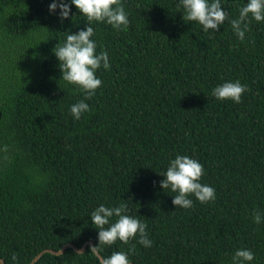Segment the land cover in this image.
Here are the masks:
<instances>
[{
  "label": "trees",
  "instance_id": "16d2710c",
  "mask_svg": "<svg viewBox=\"0 0 264 264\" xmlns=\"http://www.w3.org/2000/svg\"><path fill=\"white\" fill-rule=\"evenodd\" d=\"M264 264V0H0L4 264Z\"/></svg>",
  "mask_w": 264,
  "mask_h": 264
},
{
  "label": "water",
  "instance_id": "95a60500",
  "mask_svg": "<svg viewBox=\"0 0 264 264\" xmlns=\"http://www.w3.org/2000/svg\"><path fill=\"white\" fill-rule=\"evenodd\" d=\"M88 244H91L90 242H87V243H85L81 248H76V247H74L73 245H71V244H65L61 249H59L58 251H54V250H44V251H42V252H40L38 255H36L33 259H32V261L30 262V264H34L35 262H36V260L44 253V252H48V253H50V254H53V255H60V254H62L64 251H65V249L66 248H71V249H73L76 253H82L84 250H85V248H86V246L88 245ZM92 245V244H91ZM92 249H93V252L95 253V255L98 257V259H99V261H100V263L101 264H104L103 263V260H102V258H101V256L96 252V250L92 247ZM0 264H4V262L0 259ZM128 264H131V263H128Z\"/></svg>",
  "mask_w": 264,
  "mask_h": 264
}]
</instances>
